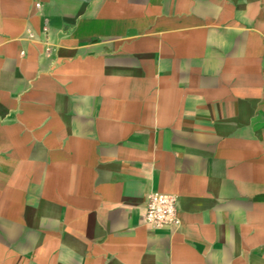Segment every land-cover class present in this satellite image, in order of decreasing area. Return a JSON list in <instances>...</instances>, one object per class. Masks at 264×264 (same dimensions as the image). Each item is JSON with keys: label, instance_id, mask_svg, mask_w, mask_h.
<instances>
[{"label": "crops", "instance_id": "obj_1", "mask_svg": "<svg viewBox=\"0 0 264 264\" xmlns=\"http://www.w3.org/2000/svg\"><path fill=\"white\" fill-rule=\"evenodd\" d=\"M0 264H264V0H0Z\"/></svg>", "mask_w": 264, "mask_h": 264}, {"label": "built area", "instance_id": "obj_2", "mask_svg": "<svg viewBox=\"0 0 264 264\" xmlns=\"http://www.w3.org/2000/svg\"><path fill=\"white\" fill-rule=\"evenodd\" d=\"M38 7L39 4L36 3ZM143 221L154 227L178 225L176 199L170 194L152 193L147 197L142 213Z\"/></svg>", "mask_w": 264, "mask_h": 264}]
</instances>
